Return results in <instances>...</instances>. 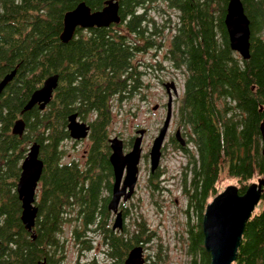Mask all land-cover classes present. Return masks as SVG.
<instances>
[{
	"label": "trees",
	"instance_id": "1",
	"mask_svg": "<svg viewBox=\"0 0 264 264\" xmlns=\"http://www.w3.org/2000/svg\"><path fill=\"white\" fill-rule=\"evenodd\" d=\"M80 1L0 0V80L17 67L0 94V264H39L44 258L48 264H60L66 240L61 237L63 223L73 220L62 216L63 206L87 208L84 219H75L74 236L84 242L88 234L83 224L93 226L112 264H125L130 249L152 238L154 232L142 214L131 217L125 230H114L110 218L102 214L107 212L100 198L103 188L79 184L84 166L63 159L68 114L99 109L105 116L93 123L89 154L107 165L100 149L106 138L103 123L113 108L110 96L129 87V97L143 87L134 51L137 37L145 35L147 45L155 40L149 28L161 29L163 37L171 39V60L185 70L177 117L192 129L201 159L193 172L192 189L185 180L186 194L200 210V229L193 239L190 222L186 249L192 257L189 264H209L202 220L207 203L218 193L222 174L235 179L241 192L264 176V0H243L251 20L248 58L230 46L225 23L229 0H119L122 20L113 23L118 25L113 33L107 26H96L89 32L77 29L69 41H62L65 12ZM85 1L100 9L107 0ZM160 1L175 8L177 17L168 15L159 22L148 14V8L164 11ZM55 72L60 78L51 101L44 109L35 105L26 111L23 134L14 133L13 125L32 92ZM34 141L41 143L44 160L36 237L21 218L17 191L22 162ZM260 202L262 206L246 223L233 264H264V189ZM95 206L102 208L97 215L91 212ZM163 252L159 243V259Z\"/></svg>",
	"mask_w": 264,
	"mask_h": 264
},
{
	"label": "water",
	"instance_id": "2",
	"mask_svg": "<svg viewBox=\"0 0 264 264\" xmlns=\"http://www.w3.org/2000/svg\"><path fill=\"white\" fill-rule=\"evenodd\" d=\"M121 20L119 0H107L105 6L100 9H92L85 0H81L74 8L65 12L60 38L66 42L75 35L78 27L110 26L113 23H120ZM225 23L231 48L236 50L243 58H248L251 55V20L245 10L243 0H229ZM16 72L17 67L0 80V94ZM59 78L60 74L58 72L51 73L44 79L42 85L32 92L20 111L22 115L16 119L13 125L12 130L14 133L23 134L26 127L23 114L26 111L32 109L35 105H38L41 109L47 106L58 87ZM167 87L170 95L168 111L151 148L152 169H155L160 163L163 144L173 115V92L171 87L174 90V81L167 83ZM158 107L159 103H156L154 108ZM68 118V128L72 137L82 138L88 135L90 125L86 121L78 119V112L71 113ZM137 132L140 134L136 137L133 148L127 153L124 152L123 140L120 137L114 136L111 138L113 147L111 160L117 178L108 207L117 212L113 224L114 228L123 226V213L118 209L120 198L124 193L125 198L132 195L138 179V163L142 151L141 143L144 129L139 128ZM176 135L180 142L184 144L185 140L182 138L180 129H178ZM40 153L41 143L34 141L22 162V170L17 183V191L23 206L21 218L26 228L32 231L33 237H36L34 226L39 211V206L36 203L37 188L44 170V160ZM125 166H128V174L124 185L121 187L120 179ZM127 186H129L128 191ZM263 189L264 176L252 181L244 192L240 191L238 184L230 183L207 203L202 225L204 245L211 253L209 264H233L236 260L246 223L261 201ZM1 245L2 240L0 238V248ZM145 261L144 246L141 244L130 249L125 258V264H145ZM39 264H48L47 259L44 258Z\"/></svg>",
	"mask_w": 264,
	"mask_h": 264
},
{
	"label": "rangeland",
	"instance_id": "3",
	"mask_svg": "<svg viewBox=\"0 0 264 264\" xmlns=\"http://www.w3.org/2000/svg\"><path fill=\"white\" fill-rule=\"evenodd\" d=\"M158 5L163 6L164 11L148 8V14L153 15L159 22L168 19V15L173 18L177 17L176 9L170 7L165 1H160ZM146 60L156 62L154 57L150 55L146 56ZM171 78H175L178 81L181 91L185 75L181 73L174 75L173 70L170 69L169 71L160 72V76L153 73L143 75L144 84L141 89H137L133 94L130 93L129 97L118 98V105H114L112 108L114 132L122 130L126 135H129L134 132L133 125L145 126L150 129L148 141L151 142L154 138L153 136L159 133L166 117L167 109L163 103L168 100V92L162 80H170ZM156 103H159L158 108H154ZM173 129L174 121L172 118L163 144V148L166 144L163 163L167 170L164 177H167V179L163 180L162 183L164 185L161 190L162 195L159 193L154 196V198H157L156 201L149 199L151 195L144 182L143 187L141 184L138 192V197H144V199L140 204L133 206L134 211L132 214L136 212L135 215H144L149 228L154 232L152 238L144 244L145 264H189V260L192 257L186 247L190 233V222H192L191 234L193 239L200 229V216L195 211L196 208H194V211L191 210L188 204V195L184 189L185 181L182 180L181 175L182 156H180V152L178 159L174 162V144L169 141L168 135ZM86 146L87 143L81 145L77 154L80 155ZM65 147L68 152L72 151L73 142L66 140ZM176 165L179 171L178 176L174 177ZM230 183L238 184L235 179L229 178L223 173L218 182V193ZM261 206L262 203L259 202L256 209L259 210ZM184 209H190L189 213L187 214ZM135 215H132V217ZM77 223L74 219L63 223L61 237L66 240L64 252L59 254L62 257L60 264H112L111 256L106 253V249H103V247L107 248V246L101 243V237L98 234H94L91 231L85 237L86 240L84 242L74 236V227ZM159 243L163 244L162 259H159L156 254ZM88 245H91V247L87 248ZM200 260L202 261V258Z\"/></svg>",
	"mask_w": 264,
	"mask_h": 264
},
{
	"label": "flooded vegetation",
	"instance_id": "4",
	"mask_svg": "<svg viewBox=\"0 0 264 264\" xmlns=\"http://www.w3.org/2000/svg\"><path fill=\"white\" fill-rule=\"evenodd\" d=\"M115 24H111L110 26H107L109 28V32L113 33L115 30H117V26H113ZM96 26L92 27H79L77 28L78 31L82 32H89L91 29ZM103 27V26H101ZM110 28L112 30H110ZM114 30V31H113ZM77 31V30H76ZM149 34L155 39L151 40L150 44H146V37L145 35L137 37L139 39V42L137 43L138 46H135V63L137 64V68L142 72L143 75L147 73H153L155 75L160 76V72L162 71H169L170 69L173 70L174 75L181 73L185 75V70L176 65L174 61H172L171 56H170V49L173 47L171 39H167L166 37H163L161 29H153L149 28L148 29ZM124 39V38H123ZM129 37L127 39H124V42L126 45H129L128 41ZM153 56L156 62H149L146 60V56ZM125 72H128L124 70ZM125 75V73H123ZM123 75V76H124ZM174 81L175 87L174 90L172 89L173 92V101H172V109H173V121H174V129L171 133H168L169 135V141H171L172 144H174V162L175 160L178 159L179 152L181 153L180 156H182L181 159V175H182V180L185 181L188 179V186L192 189L191 185L193 184V172L195 169H198L201 164V159H200V151L199 148L195 142V138L192 133V129L190 126L186 125L184 122L179 121L177 117V111L176 108L178 106L179 101L181 100L183 93H184V85L183 87L181 86V91L178 86V81L175 78H171L170 80H162V83L164 84L165 88L167 89L168 92V87L167 83ZM129 82L125 84V87L123 88L126 89L129 86ZM143 79L139 80V85H143ZM128 91H122L121 93H117V95H111L110 96V101L112 103V106L118 105V98L122 99V96L125 97L129 94V87L127 88ZM169 92H168V100L163 103V105L166 107V114L168 111V102H169ZM99 109L96 110H90L88 112H83L79 113L78 112V119L86 121L90 125L89 133L86 137L82 138H74L70 134V130L68 128V123H69V118H67V123H66V128L68 129L69 136L66 137L64 140V146H66V140H71L73 142V148L72 151H67L63 155V159L65 162L68 161H77L82 166H84V173H83V178L80 180L79 184L82 182L86 185L88 184H96L102 187L103 189L101 190L100 193V198L102 202H105L107 207L106 210L107 212L102 213L107 215L110 218V222L112 225V228L116 231L119 230H125L126 227L129 226L130 224V218L132 215H135L133 213V206L136 204H140L144 197H138V192L140 191L139 188L143 183L145 182L148 192L151 195L149 199H153V201H156L157 198H154V196H157L159 193L162 195L161 190L164 187L163 180L167 179V177H164L165 172L167 171L165 169V165L163 163L164 157H165V149H166V144L164 145V148L162 149V155L160 159L159 165L155 168L152 169V156H151V148L154 143V139L156 137V134L153 136V140L151 142L148 141V136L150 134V129L145 127V126H137L133 125L134 127V132H131L129 135H126L122 130H119L117 132H114L113 128V112H111V116L109 119L104 121L102 129H104V134H105V141L103 142V147H101V151L104 154V157L108 159V163H106V166H103L101 163L95 162V159L91 154H89V149L90 146L92 145V138H91V131L93 128V123L97 124V122L102 119L105 115L101 114ZM70 114H68L69 116ZM102 122V121H101ZM139 128L144 129L143 137H142V151L140 155V161L138 163V179L136 181L135 189L132 193V195L128 198H125V193L121 196L120 202L118 209L122 211L123 213V226L121 228L117 227L114 228L113 224L117 215V212L114 209H110L108 207V204L113 196V189L116 181V172H115V167L114 164L111 160V154L113 152V147H112V141L111 138L114 136H118L123 140V147H124V152L127 153L133 148V145L135 143L136 137L140 134L137 132ZM161 128V127H160ZM180 129L182 138L185 140V143L182 144L177 137V131ZM87 143V146L83 148L82 152L80 155L77 154V152L80 150V146L84 145ZM97 152V151H96ZM101 155V154H100ZM93 160V164L91 165V168L88 170V166L90 164V161ZM174 170V177L178 176V171L179 169L177 168V165L175 166ZM88 170V171H87ZM87 171V172H86ZM128 174V166H125L124 172L122 174V177L120 179V186L122 187L125 183L126 177ZM91 178V179H90ZM99 182V183H98ZM127 191L129 190V186H127ZM167 187V186H165ZM183 187V185H182ZM39 188V186H38ZM37 188V197H36V203H38L41 193L40 189ZM168 188V187H167ZM188 202L191 207V210L195 211L199 214L200 216V210L197 206L192 204V201L188 197ZM101 207L95 206L92 207L91 212H93V215H97L100 213ZM87 208H84L82 206H77L76 208H66L63 206L62 211L60 212L64 218H72V219H84V217L87 216L88 212L86 211ZM186 210V213L188 214L190 209H184ZM84 227H82V230H85V233L89 235L91 231H95L94 227L91 226L90 224L85 225L83 224Z\"/></svg>",
	"mask_w": 264,
	"mask_h": 264
}]
</instances>
